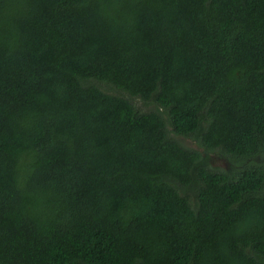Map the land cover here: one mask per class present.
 <instances>
[{"label":"trees","instance_id":"obj_1","mask_svg":"<svg viewBox=\"0 0 264 264\" xmlns=\"http://www.w3.org/2000/svg\"><path fill=\"white\" fill-rule=\"evenodd\" d=\"M0 264H264V0H0Z\"/></svg>","mask_w":264,"mask_h":264},{"label":"rangeland","instance_id":"obj_2","mask_svg":"<svg viewBox=\"0 0 264 264\" xmlns=\"http://www.w3.org/2000/svg\"><path fill=\"white\" fill-rule=\"evenodd\" d=\"M184 143L190 145L191 147H196V144L190 140H185ZM212 166L225 170L228 168L229 163L227 162L225 158H222L220 156H214Z\"/></svg>","mask_w":264,"mask_h":264}]
</instances>
